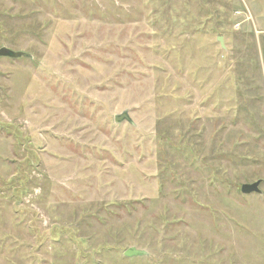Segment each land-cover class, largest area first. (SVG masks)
Here are the masks:
<instances>
[{"label": "rangeland", "instance_id": "374dc122", "mask_svg": "<svg viewBox=\"0 0 264 264\" xmlns=\"http://www.w3.org/2000/svg\"><path fill=\"white\" fill-rule=\"evenodd\" d=\"M3 47L0 264L264 260V0H0Z\"/></svg>", "mask_w": 264, "mask_h": 264}, {"label": "water", "instance_id": "95a60500", "mask_svg": "<svg viewBox=\"0 0 264 264\" xmlns=\"http://www.w3.org/2000/svg\"><path fill=\"white\" fill-rule=\"evenodd\" d=\"M219 41H220L222 47L225 48L223 39L220 38ZM0 56L11 58V59H21V58L33 59V56L27 52H23V51L18 52V51H14V50H11V49L6 48V47H3L0 49ZM115 118H116L115 123H117V124H120V123L125 121V122H128L129 124H131L132 126H136V124L134 123V121L130 117V114L127 110L124 111L122 114H119ZM261 184H262V180L254 182L252 184H245L244 183V185L242 186V193L244 195L245 194L249 195L252 193L262 194V190L260 188ZM148 255H149L148 252H146L144 250H139L136 247L129 248L124 253V256L127 258L146 257Z\"/></svg>", "mask_w": 264, "mask_h": 264}, {"label": "crops", "instance_id": "0c3cea01", "mask_svg": "<svg viewBox=\"0 0 264 264\" xmlns=\"http://www.w3.org/2000/svg\"><path fill=\"white\" fill-rule=\"evenodd\" d=\"M248 263V262H247ZM253 264H264V260L263 259H256Z\"/></svg>", "mask_w": 264, "mask_h": 264}]
</instances>
